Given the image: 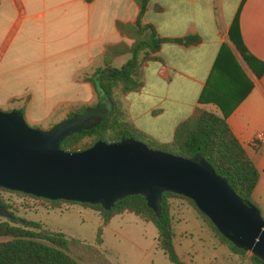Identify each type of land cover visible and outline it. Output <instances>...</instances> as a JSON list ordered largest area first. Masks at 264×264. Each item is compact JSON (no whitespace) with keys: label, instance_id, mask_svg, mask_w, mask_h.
I'll return each instance as SVG.
<instances>
[{"label":"crops","instance_id":"0c3cea01","mask_svg":"<svg viewBox=\"0 0 264 264\" xmlns=\"http://www.w3.org/2000/svg\"><path fill=\"white\" fill-rule=\"evenodd\" d=\"M137 12L134 0H0V109H20L25 122L40 129L98 98L106 109L108 101L93 84L96 70L103 66L107 46L130 42L116 23L134 24ZM235 17L247 53L264 63V0H148L140 23L151 24L161 37L195 34L199 42L162 43L156 58L142 63L140 88L120 99L133 126L156 142L167 143L175 126L195 107L219 113L217 103L232 101L231 82L220 79L226 75L211 74L219 49L226 47L237 75L251 88L225 121L257 170L251 199L264 218V145L251 144L256 132L264 135V71L257 78L229 41L227 31ZM122 57L113 58L110 69L119 70L130 59ZM201 95L203 103L198 102ZM170 203L172 244L183 262L246 264L228 252L186 202ZM125 215L129 214L114 216L104 226L100 247L111 250L105 246L104 229L116 217V242L125 239L139 246L146 264H153L154 258L164 263L165 256L155 246L154 226Z\"/></svg>","mask_w":264,"mask_h":264},{"label":"trees","instance_id":"16d2710c","mask_svg":"<svg viewBox=\"0 0 264 264\" xmlns=\"http://www.w3.org/2000/svg\"><path fill=\"white\" fill-rule=\"evenodd\" d=\"M147 1L134 0L138 7L134 24L116 23L117 30L130 39V42L107 46L103 52V66L96 70L98 76L93 84L108 101L106 109L98 104L101 100L98 98L99 101L96 103L80 105L68 112L66 118L85 116L81 119L80 129L66 135L59 142L58 147L66 152H74L88 148L97 140L113 143L131 138L143 143L149 149L196 161L203 159L218 176L227 181L230 188L242 201L254 205L251 194L258 179L257 170L225 121L227 114L246 96L251 85L237 75L238 69L226 47L222 46L219 49L211 74L224 73L226 78L220 79L222 81L228 79L231 82L232 92L235 96L229 105L217 103L219 113L195 107L189 117L175 126L172 138L167 143L156 142L127 120L120 96L140 88L142 63L149 59H155L154 54L162 43L175 42L188 46L199 42V37L195 34L179 38L161 37L151 24L140 23V17L146 8ZM154 10L159 11L160 8L155 6ZM227 37L253 74L259 78L264 71V63L247 53L241 41L236 17L228 28ZM124 54H130V59L119 70L109 69L112 59ZM198 102H204L203 95L198 98ZM18 111L22 114L20 109ZM0 190L25 194L4 188H0ZM25 195L34 197L29 194ZM173 199L185 200L232 256L240 261L247 258L248 264H264V260L247 254V251L235 247L222 237L193 202L179 194L162 192L158 215H155L146 206L145 199L140 194L127 195L116 200L106 210L99 204L62 199L47 201L50 203H72L94 210L99 218L94 236V245L98 246L102 244L104 226L114 216L129 214L142 221L150 222L157 232L156 248L162 252L170 264H186L175 253L172 244L170 201ZM0 206L2 211L7 214V219L0 221V238H2L0 240V264H81L78 258L69 253L68 244L75 241L74 239L67 238L60 231L41 228L38 222L17 218L7 210L10 206L6 203L0 201Z\"/></svg>","mask_w":264,"mask_h":264},{"label":"water","instance_id":"95a60500","mask_svg":"<svg viewBox=\"0 0 264 264\" xmlns=\"http://www.w3.org/2000/svg\"><path fill=\"white\" fill-rule=\"evenodd\" d=\"M84 116L38 129L27 125L18 110H0V188L46 200L99 204L105 210L116 200L140 194L155 215L160 194L172 192L190 199L235 247L264 260V218L205 160L149 149L131 138L61 150L59 142L80 129Z\"/></svg>","mask_w":264,"mask_h":264},{"label":"rangeland","instance_id":"374dc122","mask_svg":"<svg viewBox=\"0 0 264 264\" xmlns=\"http://www.w3.org/2000/svg\"><path fill=\"white\" fill-rule=\"evenodd\" d=\"M129 56L131 57L129 54L123 55L121 60ZM0 110L9 111L4 110L3 107ZM27 125L38 128L29 123ZM0 201L8 204L10 208L7 210L17 218L38 222L41 228L60 231L67 238L74 239L75 241L68 244L69 253L78 258L81 264H146L147 260L142 258L139 246L132 245L125 239H121L120 243L116 242V217L104 229L105 246L111 249L105 251L100 246L94 245L97 219L94 210L90 208L83 206L81 207L85 209L77 208L80 205L64 202L50 203L42 198L5 190H0ZM6 215V212L1 211L0 221L7 219ZM130 238L131 242L135 243L136 239L131 233ZM162 260L164 263L154 258L153 264H170L167 259ZM243 260L248 264L247 258Z\"/></svg>","mask_w":264,"mask_h":264},{"label":"built area","instance_id":"2783aa9c","mask_svg":"<svg viewBox=\"0 0 264 264\" xmlns=\"http://www.w3.org/2000/svg\"><path fill=\"white\" fill-rule=\"evenodd\" d=\"M251 142L253 145H264V135L261 132H256Z\"/></svg>","mask_w":264,"mask_h":264}]
</instances>
